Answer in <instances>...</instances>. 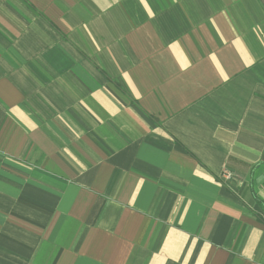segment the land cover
I'll use <instances>...</instances> for the list:
<instances>
[{
    "label": "crops",
    "instance_id": "obj_1",
    "mask_svg": "<svg viewBox=\"0 0 264 264\" xmlns=\"http://www.w3.org/2000/svg\"><path fill=\"white\" fill-rule=\"evenodd\" d=\"M0 264H264L261 0H0Z\"/></svg>",
    "mask_w": 264,
    "mask_h": 264
},
{
    "label": "built area",
    "instance_id": "obj_2",
    "mask_svg": "<svg viewBox=\"0 0 264 264\" xmlns=\"http://www.w3.org/2000/svg\"><path fill=\"white\" fill-rule=\"evenodd\" d=\"M222 177H223L224 179H231V178L233 177V173H232L231 171H229V170H225V171L223 172Z\"/></svg>",
    "mask_w": 264,
    "mask_h": 264
},
{
    "label": "water",
    "instance_id": "obj_3",
    "mask_svg": "<svg viewBox=\"0 0 264 264\" xmlns=\"http://www.w3.org/2000/svg\"><path fill=\"white\" fill-rule=\"evenodd\" d=\"M261 2L264 4V0H261Z\"/></svg>",
    "mask_w": 264,
    "mask_h": 264
}]
</instances>
